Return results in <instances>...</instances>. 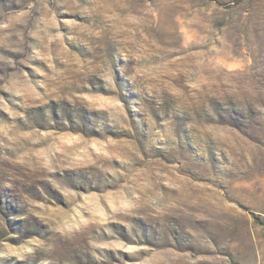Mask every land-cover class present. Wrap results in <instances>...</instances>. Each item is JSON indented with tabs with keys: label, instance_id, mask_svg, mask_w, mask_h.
<instances>
[{
	"label": "rangeland",
	"instance_id": "374dc122",
	"mask_svg": "<svg viewBox=\"0 0 264 264\" xmlns=\"http://www.w3.org/2000/svg\"><path fill=\"white\" fill-rule=\"evenodd\" d=\"M264 0H0V264H264Z\"/></svg>",
	"mask_w": 264,
	"mask_h": 264
},
{
	"label": "trees",
	"instance_id": "16d2710c",
	"mask_svg": "<svg viewBox=\"0 0 264 264\" xmlns=\"http://www.w3.org/2000/svg\"><path fill=\"white\" fill-rule=\"evenodd\" d=\"M262 224H264V221H262Z\"/></svg>",
	"mask_w": 264,
	"mask_h": 264
}]
</instances>
